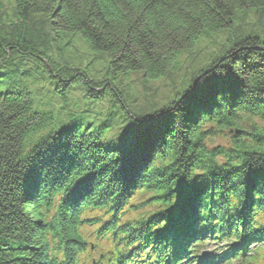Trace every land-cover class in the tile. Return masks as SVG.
Returning <instances> with one entry per match:
<instances>
[{
    "label": "trees",
    "instance_id": "trees-1",
    "mask_svg": "<svg viewBox=\"0 0 264 264\" xmlns=\"http://www.w3.org/2000/svg\"><path fill=\"white\" fill-rule=\"evenodd\" d=\"M151 190L143 233L179 246L226 208L264 218V0H0V264H93L83 208Z\"/></svg>",
    "mask_w": 264,
    "mask_h": 264
},
{
    "label": "bare ground",
    "instance_id": "bare-ground-1",
    "mask_svg": "<svg viewBox=\"0 0 264 264\" xmlns=\"http://www.w3.org/2000/svg\"><path fill=\"white\" fill-rule=\"evenodd\" d=\"M218 90V89H217ZM216 90V92L218 93V91ZM221 92V91H220ZM201 105H202V103H200ZM42 135H43V137H44V139H47V137H48V133L47 132H43L42 133ZM212 145H213V147L215 146V148H219V146H220V144H219V142L218 141H215V140H213L212 141ZM151 152V150L150 149H148V153H147V156L149 157V156H151V157H153L154 156V154H152V153H150ZM153 155V156H152ZM210 155V154H209ZM148 170V169H147ZM146 173H148V172H146ZM131 174H137V172L135 173V172H133L132 171V173ZM218 180H215V178L211 181V182H209V181H206V183L204 184V187H203V183H200V184H192L191 186H190V188H191V191H195L196 190V185H197V187H198V189L196 190V191H200V199H201V202L202 203H204L205 202V197H206V194L207 193H210V194H214V195H220L219 193H217V192H221L220 191V188H219V184H218V182H217ZM67 185H69V184H67ZM178 185V183H176L175 184V186H177ZM135 187H137V186H134L133 188H135ZM203 187V188H202ZM133 188H131V189H133ZM85 190L86 191H91V188H90V186H86V188H85ZM130 191V190H129ZM222 193V192H221ZM187 195H186V198H192L193 197V195H190L189 193H186ZM222 194H225V193H222ZM177 197V199H179L180 200V195H177L176 193H173L172 194V197ZM195 197L197 196V194H195L194 195ZM130 197L133 199V200H138V201H140V204L138 205V210H140V211H146V205H148V206H151L152 208H148V210H150L151 212H154V211H157V210H159L160 209V206L161 205H164V203H162L161 204V202H162V199H160V197H159V195H158V193L156 192V191H154V190H151L150 192H149V197H148V195H147V198L146 197H143V198H141V199H138V198H136L132 193H130ZM118 198L119 199H124L125 198V196L123 195V194H120V195H118ZM109 200V199H108ZM192 200V199H191ZM104 202H108L107 200L106 201H104ZM185 202H186V200L184 201V203H180L179 202V204H180V206L177 208L178 210H181L182 209V211L183 212H188V208H186L185 207ZM160 204V205H159ZM157 216H152V218H156ZM230 217H232V218H235V219H245L246 217H242V216H240V215H231ZM162 218H164L163 216H162ZM165 219V218H164ZM154 237H156L155 236V234H154ZM48 264H53L52 262H50L49 261V263Z\"/></svg>",
    "mask_w": 264,
    "mask_h": 264
},
{
    "label": "rangeland",
    "instance_id": "rangeland-1",
    "mask_svg": "<svg viewBox=\"0 0 264 264\" xmlns=\"http://www.w3.org/2000/svg\"><path fill=\"white\" fill-rule=\"evenodd\" d=\"M32 138H33V137H32ZM34 138H35V137H34ZM34 138H33V139H34Z\"/></svg>",
    "mask_w": 264,
    "mask_h": 264
}]
</instances>
